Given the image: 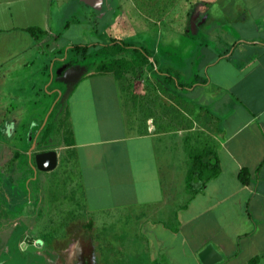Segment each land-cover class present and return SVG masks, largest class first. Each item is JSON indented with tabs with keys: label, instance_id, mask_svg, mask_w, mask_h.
Instances as JSON below:
<instances>
[{
	"label": "crops",
	"instance_id": "crops-1",
	"mask_svg": "<svg viewBox=\"0 0 264 264\" xmlns=\"http://www.w3.org/2000/svg\"><path fill=\"white\" fill-rule=\"evenodd\" d=\"M213 1L199 0L192 4L185 25L187 37L176 41V44L184 45L186 41L199 46L198 54L190 60L189 70L180 66L177 53L168 57L157 52L158 47L154 53L159 62L155 71L161 68L160 87L156 91L162 95L170 90L181 102L177 105L179 111L186 103L215 123L217 144L212 156L217 157L218 174L206 180L202 190L189 191L186 186L189 161L184 158V151L176 146L177 158L164 161L167 150L156 149V141L168 140L174 132L164 129L156 132L152 124L147 132L126 136L125 131L120 133L124 127L117 123L114 128L118 130L117 136L82 145L84 149L91 148L87 160L96 156V165L89 167L98 166V169L89 170L94 174L90 175L92 183L87 184L94 189L90 192L91 206L87 199L81 202L93 215L110 216L113 220L126 205L143 206L137 214L145 221L144 234L149 238L144 246L146 264H201L198 254L208 245L221 257L216 264H251L254 260V264H259L264 259V0H241L240 5L225 7L222 13L214 8ZM69 6L70 0H0L1 249L9 237L29 234L37 226L41 188L27 193L23 184L31 171H39L35 167V155L55 151L57 167L62 154L59 151L75 147L71 122H67L70 119L67 107L59 119L56 117L50 122L53 131L46 138L42 134L45 125L37 126L38 120L31 130L21 128L25 123L23 118L27 117L24 102L31 99L21 94L35 92L46 83V77L53 81L55 76L51 72L57 62L61 67L86 69L68 93L67 101L84 77L114 76L89 72V67L78 63L75 56L65 63V58L59 55L64 49L66 55L73 53L72 48L76 46L69 37L60 42L68 30L64 23L69 17L66 11ZM219 19L223 20L222 25ZM28 29H37L41 34L32 35ZM105 32L103 29L100 33L101 40L87 44L95 46L91 47L90 54L114 41L122 44L110 40ZM200 38L203 40L197 43ZM209 38L223 44V52L214 53L208 47ZM175 48L178 49L177 45ZM195 63L203 71V77L195 74ZM63 71L56 76L57 83L64 84ZM110 106L118 108L119 104L114 101ZM45 109L46 106L41 107L30 119L39 118ZM181 112L188 115L187 111ZM58 124L69 134L68 146L55 143L53 127ZM27 134L31 142L22 150L14 141H23ZM126 137L138 146L144 144V148L129 151L128 146L120 145ZM41 140L47 144L39 152ZM158 156L162 157L163 164ZM133 161L140 164L136 166L140 168L137 172L142 171L144 177L147 174L148 186L142 203H137L130 192L123 191L124 196L120 195V187L132 185ZM56 167L43 172L46 175L40 182L41 187L52 178ZM243 170L247 172L246 185L239 181ZM127 171L130 172L126 180ZM14 212L19 214L11 220ZM29 221L32 224H27ZM18 227L22 229L20 234L15 232Z\"/></svg>",
	"mask_w": 264,
	"mask_h": 264
},
{
	"label": "rangeland",
	"instance_id": "rangeland-1",
	"mask_svg": "<svg viewBox=\"0 0 264 264\" xmlns=\"http://www.w3.org/2000/svg\"><path fill=\"white\" fill-rule=\"evenodd\" d=\"M197 1L199 0H104L103 7L97 13L81 0H70V6L66 10L69 17L64 23L68 30L62 35L60 42L69 37L72 45L94 43V40L102 39L100 33L104 29L105 36L112 41H121L120 45L124 49L118 53H103L102 58L92 57L85 64L87 67L89 64V72L111 73L115 77H84L68 101L66 86L56 82V76L61 70L58 62L52 68L51 74L55 76L53 81L46 77V83L36 88L35 92L21 94L31 97L24 102L23 109L27 112V117L23 118L25 123L21 124V128L31 130L37 120L40 122L37 126L45 125L47 128L53 119H59V115L67 107L70 116L67 122H71L75 147L59 151L62 154L56 170L52 178L42 185L43 188L40 182L46 173L41 171H31L28 182L27 179L23 181L27 193L41 188L40 216L35 221L37 226L33 232L8 238L7 245L0 248V264H146L144 246L149 238L144 234L145 221L137 214L143 206L126 205L127 208L116 213L113 220L110 216L93 215L81 202L87 199L91 206L90 192H94V189L87 187L93 180L89 170L98 169V166L89 167L91 164L96 165V156L87 160L86 155L88 151L91 152V148L84 149L82 145L117 136L118 130L114 129L117 123L124 127L120 133L125 131L126 136L147 132L152 124L156 132L162 129L174 132L168 140L156 141L157 150H167L163 156L164 161L177 158L176 146L184 151L189 168L193 167V153L213 152L217 144L215 123L186 103L182 110L187 111L188 115L179 111L177 105L180 106L181 102L170 90L164 91L162 95L156 91V87H160L161 68L155 71L159 63L154 53L155 47H158L157 52L166 53L168 57L178 54L180 66L187 70L191 58L193 61L198 54L197 44L186 41L184 45L176 44L182 36L187 37L186 21L192 4ZM240 3L241 0H214L213 6L222 13L221 10L225 7ZM218 22L222 25L223 20L219 19ZM199 40L203 38L198 39L197 43ZM209 42L208 47L214 53L223 52V44H218L214 38H209ZM176 45L178 49L175 48ZM59 55L65 58V63L75 56L71 52L66 55L65 49ZM194 68L195 74L203 77L199 65L196 64ZM59 94L61 95L58 96ZM114 101L119 104L118 108L110 106ZM44 106L45 113L40 114L39 118L35 117V120L30 119ZM161 121L164 123H160ZM53 128L55 143L62 147L68 146V132L63 131L59 124ZM29 141L27 134L23 141L17 139L14 143L24 150ZM121 142L120 145L128 146L129 151L145 146H138L128 137ZM46 144L41 140L37 151H42ZM130 158L132 160V156ZM157 158L164 163L161 156ZM138 165L140 164L131 162L132 185L122 186L119 190L121 197L124 196L123 191L130 192L137 203H142L148 181L147 174L144 177L142 171L137 172L140 169L136 167ZM129 172H126V180ZM17 214L19 213L14 212L10 216L11 220ZM31 222L27 224H32ZM20 229L16 228L15 232L20 234ZM157 235L160 236L159 232ZM25 238L40 245L23 246ZM259 264H264V259Z\"/></svg>",
	"mask_w": 264,
	"mask_h": 264
},
{
	"label": "trees",
	"instance_id": "trees-1",
	"mask_svg": "<svg viewBox=\"0 0 264 264\" xmlns=\"http://www.w3.org/2000/svg\"><path fill=\"white\" fill-rule=\"evenodd\" d=\"M28 31L32 35L41 34V31L37 29H28ZM91 47L94 48L95 46L76 45L72 48V52L76 56V60L78 63L87 64L92 57H96V56L100 57L101 55H103V53H107L108 51L113 53H118L124 49V47H122L120 44L115 43L114 41L112 45L102 47L101 49H98V52H95L93 55H91L89 53ZM194 83L195 82L190 83V85ZM50 126L51 125L49 124L47 128L46 126L44 127L42 131V134L44 135L43 137L45 138L48 137L49 133L53 131V129ZM193 154L194 155L191 158L193 160V167L189 168L186 179V186L189 191L202 190L205 181L208 180L209 178L215 177L219 171L217 157L212 156L211 152L208 153V152L200 151ZM239 181L243 185H246L248 183L247 172L245 170L240 172ZM35 244H37V246L40 245V243H37L34 240L28 238L25 239V241L23 242V246H29V245L34 246ZM254 263L255 260L251 261V264Z\"/></svg>",
	"mask_w": 264,
	"mask_h": 264
},
{
	"label": "water",
	"instance_id": "water-1",
	"mask_svg": "<svg viewBox=\"0 0 264 264\" xmlns=\"http://www.w3.org/2000/svg\"><path fill=\"white\" fill-rule=\"evenodd\" d=\"M103 1L104 0H84L83 2L93 9L100 11ZM61 71H63L61 81L64 82L66 91L69 93L73 86L81 79L86 69L84 67L67 68L66 65H63L61 67ZM34 159L36 169L41 172H47L53 170L56 167L57 154L55 151L49 150L37 153ZM198 258L201 264H216L221 259V257L210 245L206 246L198 254Z\"/></svg>",
	"mask_w": 264,
	"mask_h": 264
},
{
	"label": "flooded vegetation",
	"instance_id": "flooded-vegetation-1",
	"mask_svg": "<svg viewBox=\"0 0 264 264\" xmlns=\"http://www.w3.org/2000/svg\"><path fill=\"white\" fill-rule=\"evenodd\" d=\"M74 66H76V65H74ZM81 66V65H80Z\"/></svg>",
	"mask_w": 264,
	"mask_h": 264
}]
</instances>
